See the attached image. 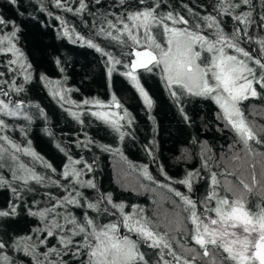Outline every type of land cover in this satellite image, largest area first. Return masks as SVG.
<instances>
[{"label": "snow or ice", "instance_id": "6c2138e0", "mask_svg": "<svg viewBox=\"0 0 264 264\" xmlns=\"http://www.w3.org/2000/svg\"><path fill=\"white\" fill-rule=\"evenodd\" d=\"M8 2L19 10V0ZM51 3L55 8L74 15L87 13L93 16L91 27L94 32H90L87 38L75 28L69 29L62 17L56 16V19L61 22L62 35L72 43L86 45L107 58L105 63L109 77L117 65H122L125 71L121 75L131 82L149 109L153 102L141 86L138 70L151 73L159 69L170 95L177 101L187 94L210 99L218 106L220 112L217 119L235 133L236 139L233 145H229L230 149L242 144L244 150L251 153L250 141L264 144V126L259 133L254 130L242 108L244 101L264 96V37L255 39L258 49L243 47L242 44L253 42L249 28L257 22L252 11H236L241 5L251 6L252 0H217L213 6L216 16H200L185 5L194 17L192 20L175 10L161 11L164 0H115L109 7H119L122 11H105L99 17L89 11L86 0H78L75 8L71 6L72 0H51ZM94 3L101 5L102 0H94ZM40 11L47 12V7L42 6ZM47 14L52 15L51 12ZM18 15L23 17L24 13L18 11ZM224 16H230L234 21L231 32L225 31V26H222L221 18ZM258 26L264 28V14H261ZM4 29L9 30L4 32ZM20 31L15 19L0 14V56H10L3 66L11 74V78L6 79V73L0 71V97H8L7 101L0 99V117H22L30 121L31 117L23 110L25 107H35L41 115L43 109L38 104L25 105L23 99H11L12 93L20 96L25 91V85L33 79V66L17 46ZM96 38L107 41V46L96 43ZM112 45L120 48L121 57L130 55V63L108 51L107 47ZM125 49L131 51L126 53ZM55 63L61 65L59 59ZM60 70L63 72V67ZM19 76L23 77L22 83L17 80ZM39 80L45 86L60 84V81H51L44 74L39 75ZM64 91L74 89H50V94L53 98L59 97L62 106L68 103L79 108L81 105L71 101L63 94ZM82 104L98 108L122 107L115 95L107 105L95 98L84 99ZM70 115L79 119L77 112L70 111ZM92 115L114 128L121 140L124 138L120 120L129 116L126 110L122 117L115 112L101 111L92 112ZM184 119L187 121L189 117L185 115ZM6 130L13 129L0 118V170L7 168L11 174V179L0 174V188H9L13 196L6 208H0V218L19 215L18 208L23 205L27 215L38 223L24 235L10 238H6V234L0 235V264H25L24 260L17 262L8 254L9 251L22 253L31 264H192L177 255L167 233L162 235L156 231V226L145 215L143 208L131 205V211L127 212L125 203L115 202L111 193L99 192L94 179H83L93 172L92 164L83 158L74 159L65 148L57 145L67 158V163L58 172L32 150L31 141L27 145L18 143L2 134ZM91 143L90 140L77 141V147L81 144L87 147ZM100 147L102 151H113L107 145ZM115 151L119 152V149ZM21 155L30 157L33 163H39L51 174L37 172L20 160ZM235 158L239 159V156ZM204 167L208 168L206 161ZM142 170L146 179L153 180L146 165L142 166ZM160 171L165 179H171L162 167ZM198 176L199 172L188 171L183 179L175 183L186 186L191 192L193 180ZM258 182L253 173V186ZM33 183L44 188L55 187L60 194L47 191L43 194L46 198L43 207L41 201L35 199L29 205L23 194L36 191ZM240 184L245 191L233 192L231 198L222 196L217 192L220 182L213 172L210 190L199 201L169 187V191L174 192L184 205L183 211L188 213L187 219L192 225L189 231L191 241L208 264H264V198L250 205L248 194L252 192V187L243 180ZM86 189L95 190L98 194L90 196ZM229 191L231 189H225L226 193ZM53 239L55 244H51ZM142 247L154 250L152 255L142 251ZM166 256L172 259H166ZM192 259L194 261L196 257Z\"/></svg>", "mask_w": 264, "mask_h": 264}, {"label": "trees", "instance_id": "16d2710c", "mask_svg": "<svg viewBox=\"0 0 264 264\" xmlns=\"http://www.w3.org/2000/svg\"><path fill=\"white\" fill-rule=\"evenodd\" d=\"M86 2L89 4V11L97 13V17L105 11L117 13L122 11L119 7H109L115 3V0H102L101 5H96L94 0H86ZM216 2L217 0H164L161 11L175 10L192 20L194 17L188 13L187 8H191L200 16L209 14L216 16L217 13L213 8ZM234 2H238V0H234ZM42 6H46L47 12H51L52 15L49 16L47 12L40 11ZM71 6L77 7L78 0H72ZM18 11L23 12L24 16H19ZM18 11L17 7L11 5L8 0H0V14L15 19L20 26L17 46L22 49L33 66L32 81L25 85V91L20 96L12 93L11 99H23L25 105L38 104L43 109V115L35 107H25L23 110L31 117L30 121L22 117H0L13 129L6 130L2 134L10 136L23 145H27V142L31 141L32 150L52 164L58 172L67 163V158L57 145L65 148L74 159L83 158L87 163L92 164L94 169L83 179H94L99 192L111 193L115 202L125 203L127 212L131 211V205L143 208L145 215L156 224L162 235L167 231L162 225L157 194H163L170 202L165 206V209L176 211V225L187 232L186 236H183L181 231L179 232L181 241L178 242L198 250L189 234L192 225L187 219L188 213L183 211L184 205L174 195V192L169 191V187L182 192L194 201H199L210 190L213 172L217 174V179L220 182L217 192L222 196L228 195L231 198L233 195L232 190L225 192L227 187L224 181L234 185L240 184L237 174L239 175L242 171H239L238 162L232 158L237 155L240 158L241 153L248 152L244 150L242 144H236L229 151V145L234 144L236 137L230 127H225L224 122L217 119V114L220 112L218 106L210 99L187 94L182 95L177 101L170 95L159 69H155L151 73L140 69L138 78L141 86L148 92L153 102L149 109L131 82L121 75L125 71L122 65H117L116 70L109 77L105 63L107 58L102 57L100 53L86 45L72 43L62 35L61 22L56 19V16L62 17L69 29L75 28L77 32L87 38L90 32H94L91 27L93 16L87 13L78 16L65 12L55 8L51 0H43L42 3L41 0H19ZM236 11L237 13L252 11L253 19L257 24L252 25L249 32L254 40L251 44L245 43L242 46L247 49H258L259 45L255 43V39L264 37V28L258 26L260 16L264 14V0H252L251 6L241 5ZM221 20L225 31L231 32L234 27L231 17L224 16ZM97 23L99 24V20ZM8 30L4 29L3 31ZM242 39L246 40L247 38L242 37ZM95 42L101 44L102 47H106L108 44L102 38H96ZM107 50L116 55L118 59H123L125 63H130L132 59L130 55L121 57L120 48L116 45L107 47ZM124 51L127 53L131 49ZM8 58L10 56H0V71L6 73V79L11 78V74L7 73V69L3 66ZM57 59L61 61L60 66L55 63ZM61 67L64 69L63 72L60 70ZM40 74L46 75L51 81H60V84L45 86V83L39 80ZM17 80L22 83L23 77L19 76ZM50 89H74V91H64L63 94L81 106L77 108L68 103H64L62 106L59 97L53 98L50 94ZM113 95L122 105L121 108L115 107L120 116L124 115L125 110L129 113L128 117L120 120L121 131L125 133L122 140L114 128L92 115L95 106L82 104L84 99L93 98L102 102H110ZM0 99L7 101L8 97H0ZM257 107L259 108L258 112L255 111ZM181 108H183V112H181ZM242 108L247 120L259 133L261 127L264 126V96L244 101ZM70 111L77 112L79 119L70 115ZM185 115L189 117V120L184 119ZM129 119L131 123H129ZM21 128L24 129L23 132L20 131ZM89 140L93 143L88 144L87 147H84L83 144L77 147V141L86 142ZM250 144L251 151L262 153L264 156V144H256L254 141H250ZM100 145H107L113 151H102ZM115 149H119V152H116ZM149 151H151V155H149ZM226 157L227 159H225ZM20 160L30 167H34L39 173L49 172L39 163H33L30 157L21 155ZM113 160L119 161L136 175L143 190L125 188L119 184L113 175ZM205 161L208 168L204 167ZM250 161L252 160L248 162ZM144 165L147 166V172L153 177V180L150 181L143 175L142 166ZM161 167L171 178L170 180L165 179V176L161 174ZM253 170L254 168L248 169L249 177H245L246 179L252 177L255 173ZM188 171L199 172V176L193 180L191 192L186 186L175 183V181L183 179ZM0 174H3L6 179H11L7 168L0 170ZM49 174L51 173L49 172ZM255 175L257 177L256 173ZM32 187L36 189L34 193L23 194V199L29 205L35 199L41 201V207H43L46 200L43 194L47 191L60 194L55 187L44 188L34 183ZM85 191L90 196L98 194L92 189ZM261 198H264V193L252 189V192L248 194V203L255 205L260 202ZM11 200H13L11 190L7 187L0 188V208H6ZM17 203L21 202L17 201ZM198 210H200L199 204ZM75 211L79 212L80 210ZM18 212L19 215L15 217L0 218V235L6 234V238L24 235L38 223L36 219L27 215V209L23 205L18 208ZM167 238L177 255L181 256L182 260L185 259L182 251L168 233ZM55 243L54 239L51 240V244ZM142 251L152 255L154 250L142 247ZM8 254L12 255L17 262L24 260L25 264H31L30 259L24 257L22 253L9 251ZM165 258L172 259L170 256Z\"/></svg>", "mask_w": 264, "mask_h": 264}, {"label": "rangeland", "instance_id": "374dc122", "mask_svg": "<svg viewBox=\"0 0 264 264\" xmlns=\"http://www.w3.org/2000/svg\"><path fill=\"white\" fill-rule=\"evenodd\" d=\"M160 71V70H159ZM102 102V101H101ZM111 102V101H110ZM110 102H102L103 104L107 105ZM261 110V109H260ZM95 111H101V112H115L120 116L118 110L115 108V106L111 108H98L94 107V112ZM255 111H259V108H255ZM249 122V120H248ZM250 123V122H249ZM264 125V124H263ZM252 126V125H251ZM231 149H229L230 151ZM227 154V153H226ZM225 154V155H226ZM229 158V157H228ZM227 159V157L225 158ZM236 162H238V168L239 171L241 170L240 174L238 176L239 180H243L245 183H247L252 189L257 191H261L264 193V156L262 153L251 151V153H241V157L239 159H236L235 157L232 158ZM249 160H252L248 162ZM254 168L253 172L257 174V180L259 181L255 186L252 184V177L249 179H246L245 177L248 176V169ZM236 169V168H235ZM112 170H113V175L115 176V180L121 184L125 188H136L143 190V187L140 185L139 179L131 173L126 167L122 165L117 160L112 161ZM224 184L226 185L227 188H230L233 192H236L237 194L239 192L245 191L243 189V185H234L231 182L224 181ZM147 187V186H145ZM256 187V188H255ZM157 200H158V209L160 210L161 213V219H162V225L164 227V230L167 231L168 234L171 235L173 238L174 242L177 244V246L180 248V251H182V254L184 257L191 258V257H199L200 260H202V254L199 253L198 250L196 251H189L190 249H195L194 247L187 245V244H182L179 239V232L181 231L183 236H186L187 232H184L182 228H179L177 223V213L174 210H167L165 209V206L167 204H170L168 199L163 196V194H157ZM130 212V211H129ZM152 221V220H151ZM153 222V221H152ZM153 224L156 226V224L153 222ZM156 231L158 232L159 229L156 227ZM176 232V233H175ZM160 233V231H159ZM161 234V233H160ZM182 244V246H181ZM184 245V246H183Z\"/></svg>", "mask_w": 264, "mask_h": 264}, {"label": "flooded vegetation", "instance_id": "af4514ba", "mask_svg": "<svg viewBox=\"0 0 264 264\" xmlns=\"http://www.w3.org/2000/svg\"><path fill=\"white\" fill-rule=\"evenodd\" d=\"M192 258H193V257H191V258H187V257H185V259L191 261L192 264H208V262H207L204 258H202V260H200L199 257H196V259H195L194 261H193ZM181 264H182V262H181Z\"/></svg>", "mask_w": 264, "mask_h": 264}]
</instances>
